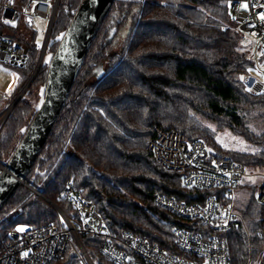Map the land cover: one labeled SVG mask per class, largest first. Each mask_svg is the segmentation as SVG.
Wrapping results in <instances>:
<instances>
[{"label": "trees", "instance_id": "1", "mask_svg": "<svg viewBox=\"0 0 264 264\" xmlns=\"http://www.w3.org/2000/svg\"><path fill=\"white\" fill-rule=\"evenodd\" d=\"M83 1L60 3L45 60L0 137V160L5 164L43 101L46 57L56 52ZM26 2L17 0L19 7ZM231 3L116 0L26 182L68 215L74 210L63 194L71 186L95 205L110 233L128 231L164 251H176L175 229L189 226L157 207L155 197L194 204L213 192L186 188L180 174L160 167L148 149L156 127L177 131L188 142L202 141L212 159L229 158L247 170H264V95L248 87L255 77L254 63L240 42ZM1 28L28 44L31 54L27 66L17 69L23 79L9 96V106L34 75L42 48L24 20L16 27ZM122 35L125 39L120 42ZM226 131L254 150L224 148L218 135ZM238 210L249 233L243 226L228 233L231 264H247L264 246V207L253 197ZM57 222L52 206L24 185L0 211L4 234ZM101 240L82 237L95 264H114L101 255ZM52 264L80 261L69 249Z\"/></svg>", "mask_w": 264, "mask_h": 264}, {"label": "built area", "instance_id": "2", "mask_svg": "<svg viewBox=\"0 0 264 264\" xmlns=\"http://www.w3.org/2000/svg\"><path fill=\"white\" fill-rule=\"evenodd\" d=\"M61 1L27 0L19 7L17 0H0V64L23 69L31 60L28 44L9 36L1 27H16L24 20L26 26L33 29L35 19L41 18L49 20L46 37L50 36ZM230 10L237 23L240 42L248 49L254 63L255 77L248 87L264 95V0H232ZM48 44L45 46L44 42L36 71L27 86L0 112V137L14 111V102L23 98L43 64ZM8 99V95L0 93V107ZM148 149L164 171L182 176L186 188L213 192L194 204L177 202L164 195L155 197L157 207L189 226L175 229L176 251H164L147 238L128 231L110 233L95 205L75 193L71 186L63 197L69 198L74 210L72 215L33 186L31 191L52 206L58 222L35 229L0 232V264H52L63 258L69 249L75 252L80 264H95L82 241L85 236L101 238L100 253L114 264H231L227 235L240 226L244 228V220L235 206V190L249 176L247 167L229 158L212 159L202 141L188 142L183 134L159 127L155 128ZM4 164L0 160V172ZM258 202L264 207V183ZM249 248L251 253V242ZM247 264H257L253 254Z\"/></svg>", "mask_w": 264, "mask_h": 264}, {"label": "water", "instance_id": "3", "mask_svg": "<svg viewBox=\"0 0 264 264\" xmlns=\"http://www.w3.org/2000/svg\"><path fill=\"white\" fill-rule=\"evenodd\" d=\"M115 2L84 0L76 11L48 63L43 101L16 151L0 172V211L21 185L34 189L33 185L26 182V178L65 109L83 63ZM49 40L47 34L45 46ZM19 100L14 102V106Z\"/></svg>", "mask_w": 264, "mask_h": 264}, {"label": "rangeland", "instance_id": "4", "mask_svg": "<svg viewBox=\"0 0 264 264\" xmlns=\"http://www.w3.org/2000/svg\"><path fill=\"white\" fill-rule=\"evenodd\" d=\"M49 28V20L37 18L34 21V31L36 33L35 43L42 48L46 33ZM125 39V36L122 35L120 37V42ZM119 42V43H120ZM51 55H47L46 62H50ZM102 68H99L97 71L100 74ZM261 79L260 76H257ZM23 76L19 70L13 67L5 66L0 64V93L3 95L11 96L12 92L14 91L15 87L22 81ZM8 102V101H7ZM7 102L2 103L0 107V112L4 110L7 106ZM219 143L226 149H235V150H242L246 152H251L252 149L249 147L244 141L231 135L229 132H224L218 135ZM248 174L243 182L240 183V186L235 190V206L238 213V207L244 206L250 202V200L254 197L257 201L259 198V191L261 186L264 183V170H252L248 169ZM243 185V187H241ZM40 191V190H39ZM43 194V193H42ZM36 198H41L36 195ZM245 223V222H244ZM21 229H29L27 227H22ZM243 230L246 234L249 231L246 229V225L244 224ZM264 234V230L261 232ZM264 242V240H263ZM255 256L257 264H263L264 262V246L258 250V253Z\"/></svg>", "mask_w": 264, "mask_h": 264}, {"label": "snow or ice", "instance_id": "5", "mask_svg": "<svg viewBox=\"0 0 264 264\" xmlns=\"http://www.w3.org/2000/svg\"><path fill=\"white\" fill-rule=\"evenodd\" d=\"M23 229H21V231H22Z\"/></svg>", "mask_w": 264, "mask_h": 264}]
</instances>
